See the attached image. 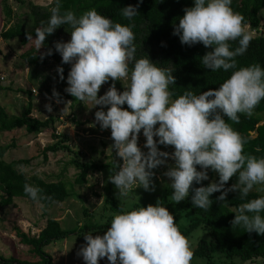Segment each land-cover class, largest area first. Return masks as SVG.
Returning <instances> with one entry per match:
<instances>
[{
  "label": "clouds",
  "instance_id": "1",
  "mask_svg": "<svg viewBox=\"0 0 264 264\" xmlns=\"http://www.w3.org/2000/svg\"><path fill=\"white\" fill-rule=\"evenodd\" d=\"M231 4L232 0H194V6L185 8L174 26L173 35L179 36L182 45L202 43L212 49L201 58L211 71L236 69V57L247 51L252 40L245 17ZM138 7H124L121 14L131 21L139 14ZM61 8V0H55L47 26L35 29V39L28 33L26 38L34 40L39 51L56 29L71 26V39L55 42L62 63L71 65L65 91L80 102L101 106L95 121L101 130H111L112 150L122 160L118 171L108 178L117 189V198H128L138 187L155 191L153 170L167 164L169 158L174 166L163 175L171 181V200L176 204L187 199L190 190L194 192L193 207L205 211L210 209L214 193L220 192L217 200L225 201L228 192H238L244 200L254 186L264 191V158L246 154L248 139L227 122L238 124L241 114L252 117L264 100V68L259 64L241 67L218 88L198 95L185 91L173 99L169 86L176 84V78L172 72L157 67L148 55L136 59L134 24L114 23L95 9L77 17L71 10L62 13ZM231 42L238 46L233 49ZM46 55H52V49L40 59ZM57 71L63 80V68L58 66ZM109 80L113 83L98 97ZM116 81H128L124 91L117 90ZM53 96L60 102L55 90ZM104 106H108L107 111ZM45 107L52 111L50 104ZM141 130L147 152L138 145ZM158 144L173 146L174 152L161 151ZM209 169L218 174V181L192 189L194 182L209 179ZM234 176L236 183L226 188ZM24 192L35 202L50 199L41 188L27 183ZM231 225L264 235V196L242 203ZM84 239L86 244L77 255L85 264H99L105 257L109 264H192L194 258L191 242L160 200L155 205L122 211L103 235L88 233Z\"/></svg>",
  "mask_w": 264,
  "mask_h": 264
},
{
  "label": "rangeland",
  "instance_id": "2",
  "mask_svg": "<svg viewBox=\"0 0 264 264\" xmlns=\"http://www.w3.org/2000/svg\"><path fill=\"white\" fill-rule=\"evenodd\" d=\"M52 0H7L11 8V19L6 22L1 12L0 4V32L4 26L21 22L27 27L31 26L27 15L30 11V5H37L47 9ZM260 25L255 30L247 26V31L255 37L263 34L264 36V13L259 12ZM35 39V38H33ZM69 36L58 34L52 41V52L57 59L48 56L46 63L40 66H28L26 61L21 58L35 42L29 41L23 45L20 39L3 40L0 37V106L4 108L8 115L19 116L24 112L28 105H31V117L45 120L48 117L55 119L54 135L52 130L44 131L38 135H29L24 128H18L10 132H0V145L14 144L5 155V161L14 159H30V163L19 169L27 176H37L48 182L62 180L70 197L59 204H51L46 208L39 202H31L27 199L16 198L14 205L0 206V257H15L22 261L37 262L38 257L30 253V247L19 243L15 235V227L20 228L29 235H36L37 230L45 226L47 219L55 217L60 218V227L63 230L74 231V233L65 239L56 240L45 247L43 251L52 257V264H65L62 256L67 253L68 259L74 261V264H85V261L77 253L82 245L86 244L84 235L91 233L93 236L103 235L107 228L92 229L94 226L110 225L115 215L131 211L135 205L147 207L149 204L155 205L158 200L163 206L169 207L176 218L180 229H188L196 220V215L183 209V203L176 204L171 200V189L168 177L164 172L169 166H174V160L168 159L167 164L160 166L157 171L162 180L158 184L156 177H153L155 191H145L142 187L136 188L129 193L128 198H117L115 193L117 189L109 181V176L114 175L122 162L112 150L111 130H101L95 121V112L101 110V106H94L91 103H83L79 100L70 107V95L65 91L68 87L67 79L60 81L58 66L64 67L69 64L62 63L61 55L55 50V42H68ZM120 82V81H119ZM123 89L127 87L128 81L120 82ZM111 86L110 83L102 85L98 97L104 95ZM117 90L122 92L119 86ZM53 90L59 93L60 102L53 96ZM29 92V94H28ZM50 104L52 111L49 112L45 105ZM127 107V105L125 104ZM125 106H123L125 108ZM108 106L103 110L107 111ZM255 116L264 120L263 113H255ZM159 125H157L158 127ZM154 139L158 140V137ZM67 146L71 152L58 150L54 153L43 155V149L52 144ZM146 137L143 130L139 134L138 145L142 151L147 152L144 147ZM161 151L168 153L174 152L173 146L157 145ZM78 157L83 162H92L103 167L96 171L88 173L84 185L74 183L77 174L76 168L70 165V160ZM209 171V170H208ZM207 183L218 181V174H208ZM236 183L234 176L225 187H231ZM261 186H254L253 191L264 194V191H258ZM159 190H156L158 189ZM109 200L106 202V200ZM111 202L119 207L121 212L112 209ZM109 228V227H108ZM185 237L191 242L193 251L202 242H210L208 228L200 224L194 227ZM78 258V261L75 259ZM211 262L213 264H227L229 260L221 252L212 254ZM233 264H264L262 259L245 261L239 257L232 259ZM70 264V263H69ZM99 264H109L107 258L99 261ZM192 264H209L204 257L194 256Z\"/></svg>",
  "mask_w": 264,
  "mask_h": 264
},
{
  "label": "trees",
  "instance_id": "3",
  "mask_svg": "<svg viewBox=\"0 0 264 264\" xmlns=\"http://www.w3.org/2000/svg\"><path fill=\"white\" fill-rule=\"evenodd\" d=\"M1 12L6 22L11 19V8L7 0H0ZM61 12L71 10L77 17L85 11L95 9L99 14L111 18L114 23L118 22L124 25L134 24L132 31L135 34L136 59L148 57L156 63L157 67L168 69L176 78V84L170 85L169 90L173 92V99L182 95L185 91H191L194 94H200L209 88H218L231 73L241 67H248L253 64H259L264 68V36H252L250 46L247 51L236 57V69L224 71L223 69L211 71L206 69L201 58L212 49L206 48L202 43L192 46L182 45L180 38L173 35L174 26L179 24V19L184 15V9L194 6V0H61ZM129 5L138 7L139 14L131 21L124 18L121 9ZM55 6V0H52L49 7L44 9L37 5H30V11L27 15L31 26L27 27L21 22L4 26L0 32L3 40L20 39L21 44L25 45L29 41L26 33L31 34L35 38V29L46 27L51 16V8ZM231 7L235 12H239L245 17V24L249 28L255 30L260 25L259 12L264 13V0H232ZM72 28L70 25H64L56 29L55 32L46 38L44 46L38 51L36 47H30L21 54V58L26 61L28 66H40L46 63L48 56L57 59L56 55H46L43 60L40 59L42 53H46L52 47V41L58 34L69 36ZM238 46L237 42H231L234 49ZM71 69V65L63 67L64 82ZM60 78V75H59ZM108 83L112 84L111 80ZM121 91H124L119 81L115 82ZM29 94V92H28ZM71 105L77 102L73 96L69 95ZM125 106V105H124ZM125 108H127L125 106ZM264 112V100L256 107L252 117L241 114L238 124L228 120L227 122L238 131L242 136L248 139L245 145V153L254 155L257 158H264V120L255 116V113ZM227 120V117H225ZM55 119L48 117L40 120L31 117V105L19 116L8 115L4 108L0 106V132H10L18 128H24L29 135H38L44 131L52 130L54 135ZM14 147V144L0 145V206L7 207L14 205L16 198L31 200L24 192V185L30 184L38 186L43 190V194L50 199L40 201L44 208L51 204L63 203L70 197V192L66 184L60 179L55 182L45 181L37 176H27L20 167H25L30 163V159H14L9 162L5 161L6 153ZM259 149V151H257ZM58 150L71 152L67 146H59L52 144L43 149V155L54 153ZM70 165L74 166L77 174L74 179L76 185H84L89 172L99 170L103 165H97L92 162H83L80 158L75 157L70 160ZM197 170L200 169L197 166ZM208 174H213L209 169ZM207 181L200 184L193 183L192 189L200 186H207ZM194 194L190 190L189 197L182 201L183 209L194 213L196 220L188 229H180L185 236L194 227L203 224L208 228L211 237L210 242H202L194 250V256L204 257L209 264L212 254L221 252L229 260L227 264H233L232 259L239 257L245 261H253L262 259L264 261V235H258L255 232L248 233L242 227H232L231 221L235 217L239 206L247 202L249 199L259 198L264 194L250 191L249 196L242 200L238 192H228L225 201L217 200L220 192L214 193L210 199L213 201L210 209L205 211L200 208L193 207L191 196ZM109 200L107 199L106 202ZM111 207L115 211L121 212L115 202H111ZM135 205L133 209L139 208ZM167 207V206H166ZM169 211L171 210L167 207ZM172 213V212H171ZM110 225L94 226L92 229H104ZM74 231L63 230L57 220L47 219L45 226L37 235H29L20 228L15 227V235L19 243L30 247V253L39 258L37 262L22 261L15 257H0V264H52V257L43 251V247L60 239H65L72 235Z\"/></svg>",
  "mask_w": 264,
  "mask_h": 264
},
{
  "label": "crops",
  "instance_id": "4",
  "mask_svg": "<svg viewBox=\"0 0 264 264\" xmlns=\"http://www.w3.org/2000/svg\"><path fill=\"white\" fill-rule=\"evenodd\" d=\"M170 159V158H169ZM122 161V160H121ZM120 164H122V162L120 163ZM119 168V167H118ZM159 168V167H158ZM157 168V169H158ZM157 169H156V171H157ZM118 171V170H117ZM155 177H156V180H157V182H158V184H160L161 185V183H162V180L159 178V174L157 173V172H155ZM156 190H159V188L158 189H156ZM54 220H57V221H59L60 222V218H58V217H55V218H53ZM44 226H42V228H43ZM39 229L37 230V233H36V235L39 233ZM35 235V234H34ZM62 256H63V258H64V263L65 264H74V261H71V260H69L68 259V256H67V253H65V252H63V254H62ZM76 261H78V258H76L75 259Z\"/></svg>",
  "mask_w": 264,
  "mask_h": 264
},
{
  "label": "built area",
  "instance_id": "5",
  "mask_svg": "<svg viewBox=\"0 0 264 264\" xmlns=\"http://www.w3.org/2000/svg\"><path fill=\"white\" fill-rule=\"evenodd\" d=\"M0 79L2 80V77H0Z\"/></svg>",
  "mask_w": 264,
  "mask_h": 264
},
{
  "label": "water",
  "instance_id": "6",
  "mask_svg": "<svg viewBox=\"0 0 264 264\" xmlns=\"http://www.w3.org/2000/svg\"><path fill=\"white\" fill-rule=\"evenodd\" d=\"M263 34H261L260 36H262Z\"/></svg>",
  "mask_w": 264,
  "mask_h": 264
}]
</instances>
